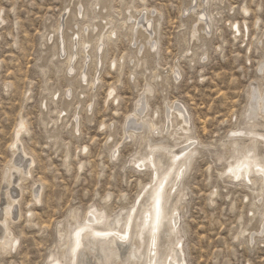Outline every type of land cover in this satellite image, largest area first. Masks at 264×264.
<instances>
[{"label":"rangeland","instance_id":"rangeland-1","mask_svg":"<svg viewBox=\"0 0 264 264\" xmlns=\"http://www.w3.org/2000/svg\"><path fill=\"white\" fill-rule=\"evenodd\" d=\"M105 1L0 0V18L4 20L0 24V197L2 176L12 158L9 144L20 116L29 129L22 136V145L29 154L27 158L34 159L31 177L19 184L23 193L11 217L13 221H9L18 247L0 254V264H44L56 246L58 224L73 209L82 213L91 203L101 205L108 194L107 208L111 212L132 205L140 192L138 184L146 183L148 175L129 164L138 136L128 140L125 129L147 82L154 87L147 115L151 117L156 111L155 121L164 120L167 127L170 122H166L168 110L163 103L179 105L200 144L193 169L184 181L187 197L181 228L185 231L186 264H264V235L260 233L251 241L247 233L261 219L251 213L264 210V196L258 206L256 194L231 182L223 174V162L216 161V155L222 153L221 141L240 124L249 86L264 88V77L258 69L264 63V0H211L208 12L214 19L212 32L201 34L199 43L189 41L185 10L189 0H131L130 4L129 0H109L107 9ZM194 1L190 0L192 8ZM77 5H81V19H77ZM244 6L249 11L247 17L241 13ZM65 9L69 11L67 17ZM127 9L142 23L143 15L150 17L158 42L157 51L152 53L154 67L144 55L137 57L142 61L138 71L135 64L131 65L136 48L131 22L125 15ZM101 21L114 29L115 37L104 38L103 57L95 69L94 40L103 27ZM243 23L248 29L247 38L242 34ZM61 24L70 28L64 31L62 53ZM232 24L241 30L236 39L231 33ZM93 27H97L95 35ZM109 29L103 31L104 36ZM73 35L77 41H73ZM84 40L89 42L86 56L79 46ZM69 55L72 74L63 66ZM47 56L51 58L42 74L40 66ZM113 61L115 68L111 67ZM83 63H87V69ZM155 76L161 79L159 83ZM92 81L93 87L97 85L95 93L90 88ZM110 89L115 90L116 103L106 100ZM45 90L50 93L47 100L42 99ZM43 101L45 111L41 109ZM61 111L65 115L57 120ZM49 118L52 122L45 125ZM77 121L79 135L75 137ZM171 122L176 124L175 119ZM54 132H58L57 139L52 137ZM81 149L87 151L81 155ZM115 149L118 153L112 158ZM39 185L43 190L40 203L35 205L31 190ZM213 191L216 195L210 200Z\"/></svg>","mask_w":264,"mask_h":264},{"label":"bare ground","instance_id":"bare-ground-1","mask_svg":"<svg viewBox=\"0 0 264 264\" xmlns=\"http://www.w3.org/2000/svg\"><path fill=\"white\" fill-rule=\"evenodd\" d=\"M140 1L144 2V0ZM210 1L195 0L194 8L191 7L190 0L186 4L185 10L188 13V36L190 43H199L201 34L209 35L212 32L214 19L211 13L208 12ZM108 3L109 0H106L104 5L106 9L108 8ZM127 3L130 4L131 0ZM77 7H79L77 9V19L78 17L81 19V5H77ZM65 11V16L67 17L69 11L67 9ZM101 13H105V11H101ZM241 13L243 17L249 15V11L245 6L242 7ZM125 15H127V20L131 22V39L134 42L133 46L136 48L135 54L131 57V65L135 64L134 66L135 68L137 67L138 71L142 61L137 57L138 55H144V57L150 60L152 67H154L156 59L152 53L157 51L158 42L155 40L153 28H151L150 17L146 14L143 15L142 19L144 23H142L129 14V9L125 11ZM3 22L4 20L0 18L1 25L4 24ZM125 23L126 21L122 22L124 26ZM101 25L103 27L96 36V40H94L96 44L93 57V60H95V69L98 68L99 61L103 57L100 53L102 46L105 44L104 38L107 37L105 39L107 40L109 37L111 39L115 37L114 29L107 27L109 24L101 21ZM257 25H255V29H257ZM62 27L64 30L61 28L62 31L59 32V52L61 53L64 50L62 44L64 42L65 32L67 33V30L70 29L69 27H65V25ZM121 27L123 26L121 25ZM230 28L231 33L234 35L233 38L236 39V37H239L241 33L240 27L237 24H232ZM73 29L77 31V27H73ZM107 29H109V32L107 36H104L103 31H107ZM55 31L58 32V26ZM247 32L248 29L245 27V23H243L242 34L244 35L245 33L246 38ZM95 33H97V27H93V35ZM85 35H87V27H85ZM51 37L49 36V41L52 39ZM76 39L77 36L75 37L73 35V41ZM79 46L82 51H85L86 56L89 42L87 40L81 41ZM51 53V56H54V51ZM187 53L191 55L189 51ZM50 58L47 56L43 66H40L42 74H45V69ZM71 63L72 60L69 55L63 63V66L66 69L68 68L67 72L69 71V74L73 73L72 68H69ZM83 65L87 69V63H83ZM115 66V61H113L111 67L115 68ZM258 69L259 73L264 77V63L259 65ZM173 75V83H175L177 77L175 73ZM82 78L84 79V75ZM154 78H156L157 83L161 81L158 76ZM93 84L94 81L90 83V88L95 93V87L97 85L95 83V87H93ZM7 88L8 85L3 90L7 91ZM153 90L154 87L150 83H145L141 93L142 97L136 102L133 112L127 118V129H125L128 140L135 135L138 136L135 148L130 155L129 164L139 172H146L148 181L144 184H138L140 192L128 208H119L117 211L111 212L107 208V203L111 197L108 194L103 199L101 205L91 203L82 213L78 209H73L65 220L58 224L56 229V246L53 251L49 252L44 264H186L184 253L185 245L183 243L185 231L181 225V214L185 208L184 203L187 197V188L184 185V181L193 169L195 159L197 158L196 156L199 153L197 146L200 144L192 134L190 125L186 120L184 112L179 108V105L174 106L172 103L169 104L163 100V105L168 110V114L166 113L165 117L166 122L167 124L170 122V125H167V127H165L164 120L161 122L155 121L157 119L156 111L153 112L151 117L147 115L149 112L148 98L154 95ZM45 91L46 95L43 96V100H47L48 95H50L48 90ZM67 91L69 92V89ZM29 93L30 89L27 95ZM81 96L83 95H79V99H83ZM115 98V90L110 89L107 93L106 100H111V102L116 103L117 99ZM246 102L247 104L240 117L239 126L230 130L221 141L222 153L216 155V161L223 162V174L231 182L242 185V187L244 186L247 190L256 194V197L259 198V203H257L259 206L262 204L261 202L264 196V172L259 171L260 168H264V115L259 110L261 103L264 102V88L257 85L249 86ZM41 109L45 111V101L41 103ZM77 111H79V105H77ZM60 114H58L59 117H57V120H60L65 115L62 111ZM76 116L77 113H75L73 119H76ZM171 119H175V125H172ZM16 121L13 138L9 144V151L11 152L12 158L8 162L2 176L3 191L0 197V254L2 255L11 253L18 247V239L12 234L9 221L12 220L11 217H13L14 210L18 206V199L21 193H23L19 189V184L26 181V177L27 179L31 177V170L34 165V159L31 157L29 159L27 158L29 154L25 151L21 141L22 136L29 132L28 122L22 116ZM21 122L23 123V130L20 127ZM50 122H52L51 119L50 121L45 120V125ZM57 123H61V121H57ZM101 128L103 129V125H101ZM77 129H79L78 121L75 123V131H73L75 137L79 135ZM111 131H113V125H111ZM163 133L166 134L164 137H162ZM52 137L57 139L58 132H54ZM85 151L87 149H84V151L81 149V155ZM117 153L118 149L112 150V158H115ZM75 157H77L76 154ZM64 158L66 166L68 159L67 151ZM81 168L82 164L78 168L79 171H81ZM230 168L233 169L232 173L229 172ZM236 174L241 175L242 178L237 180L235 178ZM13 189L18 190L13 191ZM42 190L43 187L41 185L31 190V196L35 205L40 203ZM215 195L216 191L211 192L210 200ZM157 197H159L161 209L158 222L155 206ZM251 205L254 207V203ZM90 212L92 213L91 215H89ZM251 215L253 217L259 215L261 218L251 228V231L247 232L252 241L256 235L260 233L264 235V210L262 212L251 213ZM16 218H19V216ZM81 229H84L79 237L81 246L74 253L73 249L76 247L77 241L76 233ZM243 232H246V230H243ZM96 233L108 235L97 236ZM55 249H59L60 252L54 251Z\"/></svg>","mask_w":264,"mask_h":264},{"label":"snow or ice","instance_id":"snow-or-ice-1","mask_svg":"<svg viewBox=\"0 0 264 264\" xmlns=\"http://www.w3.org/2000/svg\"><path fill=\"white\" fill-rule=\"evenodd\" d=\"M260 112H261V114L262 115H264V102H262L261 103V105H260ZM21 130H23V123L21 122ZM181 171H183V170H181ZM259 171H261V172H264V168H260L259 169ZM229 172L230 173H232L233 172V169H229ZM235 178L237 179V180H240L242 177H241V175H239V174H236L235 175ZM155 206H156V217H157V222L159 221V217H160V211H161V209H160V200H159V197H157V199H156V202H155ZM92 213L90 212L89 213V215H91ZM82 231H84V229H81L80 231H78L77 233H76V236H77V241H76V247L73 249V252L75 253V251L77 250V249H79L80 248V240H79V237H80V234H81V232ZM96 235L97 236H100V235H108V234H102V233H96Z\"/></svg>","mask_w":264,"mask_h":264}]
</instances>
